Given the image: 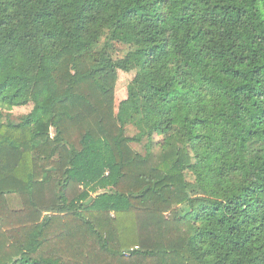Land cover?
<instances>
[{"label": "trees", "instance_id": "obj_1", "mask_svg": "<svg viewBox=\"0 0 264 264\" xmlns=\"http://www.w3.org/2000/svg\"><path fill=\"white\" fill-rule=\"evenodd\" d=\"M133 71L118 133L67 140L71 110L111 108ZM30 103L0 112V221H37L0 223V264H264V0H0V109Z\"/></svg>", "mask_w": 264, "mask_h": 264}, {"label": "rangeland", "instance_id": "obj_2", "mask_svg": "<svg viewBox=\"0 0 264 264\" xmlns=\"http://www.w3.org/2000/svg\"><path fill=\"white\" fill-rule=\"evenodd\" d=\"M104 39L100 42L97 49L101 50L104 45ZM133 48L122 44H114L111 55L114 59H122L124 58ZM135 77V72L123 73L120 72L119 80L115 89V97L114 104L110 108L108 107L98 95V93L91 94L89 101L90 105H81L78 104L76 108L72 109L71 112L73 116L77 115V118L73 121L69 122L67 133L69 137H65L70 142L76 141L84 130H91L96 135L100 136L103 134L101 130L104 132H111L114 134L118 133L117 124L115 123L114 115L118 110L119 104L127 98V88L129 84ZM34 105L32 103L23 106V107H14L12 109L1 108L0 112L2 114V122L5 124H19L22 123L27 116L32 112ZM137 130L129 125L125 128V136L132 138L137 135ZM147 140L145 139L142 143H130L128 147H126V153L138 154L141 156H146L147 153ZM55 145L57 142L54 140V131L50 132V136L48 139L40 142V145L34 147L33 158H34V173L37 180L41 181L45 179L47 176L58 175L56 169L59 168V155H54L50 157L52 151L55 149ZM187 178L189 181L193 182L194 178L188 174ZM125 187V185L123 186ZM122 187V188H123ZM45 188L44 184H39L36 186V194L40 197L43 194V189ZM76 189L71 190V193H74ZM29 204V203H28ZM28 207L25 210H22L18 216L13 217L10 215H4V217H10V219H6L4 223L0 221L6 228L9 227H18L24 224L28 219L31 222L37 221L35 218H30L28 216ZM2 214L0 213V216ZM88 215V214H86ZM3 217V218H4ZM94 218L95 222H97V218ZM130 264V263H129Z\"/></svg>", "mask_w": 264, "mask_h": 264}, {"label": "water", "instance_id": "obj_3", "mask_svg": "<svg viewBox=\"0 0 264 264\" xmlns=\"http://www.w3.org/2000/svg\"><path fill=\"white\" fill-rule=\"evenodd\" d=\"M101 194H103V193H99V194L95 195V197L98 196V195H101ZM92 201H93V199H90V200L87 202V205H89Z\"/></svg>", "mask_w": 264, "mask_h": 264}]
</instances>
